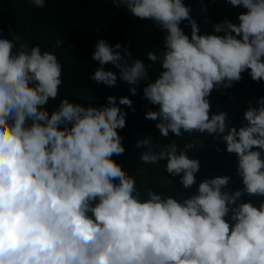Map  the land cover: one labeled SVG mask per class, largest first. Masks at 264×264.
<instances>
[{"label": "clouds", "instance_id": "clouds-1", "mask_svg": "<svg viewBox=\"0 0 264 264\" xmlns=\"http://www.w3.org/2000/svg\"><path fill=\"white\" fill-rule=\"evenodd\" d=\"M29 3L46 7V0ZM227 3L247 11L236 23L214 24L215 34H200L185 0H111L164 31V46L147 53V65L120 43L100 39L90 79L107 87L119 79L132 95L149 81L143 97L158 108L145 118L157 121L159 137L199 133L222 142L237 158L242 187L234 191L232 177L218 175L190 195L148 188L142 196L136 176L114 159L126 151L119 130L127 112L120 106L131 107L132 99L109 95L93 106L65 97L50 109L63 85L57 55L16 33L0 38V264H264V97L244 112L239 129L226 112L212 113L210 100L246 71L264 80V0ZM203 146L198 138L180 147L152 137L135 145L144 149L141 163L164 161L184 189L196 185L201 168L189 151Z\"/></svg>", "mask_w": 264, "mask_h": 264}, {"label": "trees", "instance_id": "trees-1", "mask_svg": "<svg viewBox=\"0 0 264 264\" xmlns=\"http://www.w3.org/2000/svg\"><path fill=\"white\" fill-rule=\"evenodd\" d=\"M185 3L191 7V15L199 25L200 34H215L214 24L224 19L236 23L238 14L247 11L243 7L229 5L227 0H185ZM205 8L206 11L203 10ZM181 27L186 34L191 35V26L187 21L182 22ZM13 33L29 42L30 47L40 45L42 51L54 52L63 66V85L57 99L50 101V109L58 106L65 97L70 101L93 106L106 104V97L109 95L118 98L128 96L132 99L131 107L120 106L127 112L126 127L119 130L126 151L114 159L121 163L129 175L136 176L142 196L146 197L148 188L173 196L190 195L203 179L218 175L232 177L228 186L230 190L242 187L241 178L236 175L237 158L235 154L224 150L225 145L222 142L199 133H186L182 138L170 135L167 140L159 137L155 126L157 121L145 118L147 111L158 108L143 97V87L149 81H142L138 94L132 95L129 91L131 85L119 79L116 87L97 85L90 79L98 66L92 55L100 39L108 41L111 46L120 43L123 48L132 52L134 59H143L145 64L151 65L147 53L163 48L165 36V32L152 21L138 20L122 9L118 11L111 4V0H46V7L43 9L33 7L29 0H0V38L11 39ZM58 40H64V44L57 47ZM120 51L123 55V49ZM105 69L119 73L111 64L105 65ZM159 71V64L149 69L151 82L158 78ZM249 71L244 72L242 79L233 87L214 90L210 96L212 113L226 112L230 118V126L237 129L245 123L244 112L248 107L255 106L256 100L264 97V80L253 81ZM148 137L158 143H169L175 139L180 147L196 138L203 140V147L189 151V156L198 158L201 162L200 171L196 174V185L184 189L179 177H170L167 174L164 161L155 166L141 163L140 154L144 149H137L135 145ZM249 199L244 197L245 202Z\"/></svg>", "mask_w": 264, "mask_h": 264}, {"label": "rangeland", "instance_id": "rangeland-1", "mask_svg": "<svg viewBox=\"0 0 264 264\" xmlns=\"http://www.w3.org/2000/svg\"><path fill=\"white\" fill-rule=\"evenodd\" d=\"M130 175H133V174H130Z\"/></svg>", "mask_w": 264, "mask_h": 264}]
</instances>
